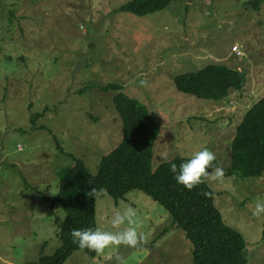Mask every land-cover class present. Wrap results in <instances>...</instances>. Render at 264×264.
<instances>
[{
  "label": "rangeland",
  "instance_id": "374dc122",
  "mask_svg": "<svg viewBox=\"0 0 264 264\" xmlns=\"http://www.w3.org/2000/svg\"><path fill=\"white\" fill-rule=\"evenodd\" d=\"M253 1L177 0L138 18L118 12L130 0H0V264L52 256L60 241L46 201L58 194L60 175L75 158L95 176L120 144L115 94L100 87L122 86L161 123L153 171L202 148L229 168L237 127L264 97V2L256 12ZM235 46L242 58L232 54ZM211 64L236 66L244 89L218 103L176 90V76ZM205 181L225 224L243 236L248 264H264V215H251L253 202L264 200V175ZM125 207L137 211L142 244L108 248L94 259L78 252L65 264H192L184 233L159 237L172 220L141 192L118 203L103 192L97 227L112 230L111 217ZM55 213L62 222L64 212Z\"/></svg>",
  "mask_w": 264,
  "mask_h": 264
},
{
  "label": "trees",
  "instance_id": "16d2710c",
  "mask_svg": "<svg viewBox=\"0 0 264 264\" xmlns=\"http://www.w3.org/2000/svg\"><path fill=\"white\" fill-rule=\"evenodd\" d=\"M175 1L130 0L120 6L118 12L144 18L167 9ZM263 2L253 1L254 11L258 12ZM231 52L236 56L233 50ZM173 83L183 95L214 103L229 98L232 92H241L245 87L244 76L236 66L230 68L228 65L217 64L178 75ZM100 92L115 94L113 106L121 119L122 139L114 150L101 159L95 176L91 175L83 161L75 158L74 166L62 172L58 194L51 201H46L55 214L60 246L52 256H41L32 264H65L78 252L94 259L98 253L79 249L72 242L71 229L98 228L96 205L103 192L118 203L135 191L149 197L170 216V228H166L159 237L172 229L184 233L191 245L192 264H248L247 244L239 232L225 224L215 205V193L207 182L204 181L192 190L175 182L170 165L175 163L178 166L188 158L175 157L153 171V149L162 126L151 117L149 109L125 95L120 85L100 87ZM38 117L34 115L32 122ZM213 165L219 166L218 161L215 160ZM263 175L264 97L242 117L231 142L230 166L224 172L225 177L237 176L253 180ZM56 211L64 212L62 222V213L59 219Z\"/></svg>",
  "mask_w": 264,
  "mask_h": 264
},
{
  "label": "clouds",
  "instance_id": "9594fccd",
  "mask_svg": "<svg viewBox=\"0 0 264 264\" xmlns=\"http://www.w3.org/2000/svg\"><path fill=\"white\" fill-rule=\"evenodd\" d=\"M139 83L142 87L147 86L146 80H141ZM215 160L216 156L211 150L202 148L178 166L172 163L170 170L178 185L192 190L206 179L220 181L223 178L224 170L221 166L213 165ZM251 215L253 217L264 215V200L257 199L253 202ZM110 226L112 230L73 228L70 231V237L79 249H87L96 253L121 245L138 247L145 240L144 233L139 231L141 221L137 217L136 209L132 207H125L122 211L115 212L110 219Z\"/></svg>",
  "mask_w": 264,
  "mask_h": 264
},
{
  "label": "bare ground",
  "instance_id": "6f19581e",
  "mask_svg": "<svg viewBox=\"0 0 264 264\" xmlns=\"http://www.w3.org/2000/svg\"><path fill=\"white\" fill-rule=\"evenodd\" d=\"M232 50L235 52V54H236V56L238 58H242L243 57L242 52L238 50V47L237 46H235L234 48H232Z\"/></svg>",
  "mask_w": 264,
  "mask_h": 264
}]
</instances>
